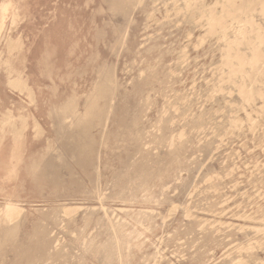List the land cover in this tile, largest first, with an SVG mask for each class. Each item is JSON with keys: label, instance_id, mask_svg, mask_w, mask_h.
<instances>
[{"label": "rangeland", "instance_id": "374dc122", "mask_svg": "<svg viewBox=\"0 0 264 264\" xmlns=\"http://www.w3.org/2000/svg\"><path fill=\"white\" fill-rule=\"evenodd\" d=\"M3 1L11 6L0 30V207L9 198L23 210L16 238L0 245V264H26L19 256L42 225L45 256L60 248L62 257L30 264H121L119 249L129 253L122 264H219L232 256L242 258L235 264H264V0L125 1L121 11L111 0ZM9 40L19 48L9 52ZM7 60L33 101L8 84L16 73ZM101 68L116 89L108 118L91 131L93 167L84 172L67 157L65 188L40 192L36 171L59 160L73 129L56 109L75 96L83 113ZM126 127L132 135L102 145L104 134ZM70 181L81 189L63 197ZM64 202L81 208L64 207L58 225L42 222ZM9 226L0 223V242Z\"/></svg>", "mask_w": 264, "mask_h": 264}, {"label": "bare ground", "instance_id": "6f19581e", "mask_svg": "<svg viewBox=\"0 0 264 264\" xmlns=\"http://www.w3.org/2000/svg\"><path fill=\"white\" fill-rule=\"evenodd\" d=\"M125 1H128L130 3H132L133 1L136 3H141L142 0H111L110 1V6L111 9L114 11H121L123 10V7L125 6ZM222 1V0H221ZM234 1V0H233ZM242 1V0H241ZM245 1V0H244ZM257 1V0H256ZM188 2V1H187ZM202 2V1H201ZM225 2H227L225 0ZM248 2V1H245ZM253 2V1H250ZM249 2V3H250ZM262 2V1H261ZM194 3V2H193ZM213 3V1H212ZM222 3V2H220ZM233 3V2H232ZM175 4V3H174ZM188 4V3H187ZM202 4V3H201ZM237 4V3H236ZM241 4V2H240ZM243 4V3H242ZM252 4V3H251ZM255 4V3H254ZM254 4H252L254 6ZM263 4V3H261ZM217 5V3L214 2V6ZM229 5V2H228ZM11 6V3L8 1H3L0 3V30L2 29V26L4 24V20L7 16V13L9 11V8ZM203 6H205V4H202V8ZM211 6V5H210ZM233 6V4H232ZM235 7V6H234ZM244 7V6H243ZM251 7V6H250ZM210 7H208L209 9ZM222 8V7H221ZM224 8V7H223ZM254 8V7H253ZM251 8V9H253ZM263 8V6H262ZM212 9V8H211ZM250 9V8H249ZM250 9V10H251ZM178 10V9H177ZM240 10V9H238ZM249 10V11H250ZM254 10V9H253ZM260 10V8H259ZM258 10V11H259ZM262 10V9H261ZM210 11V10H209ZM241 11V10H240ZM244 11V10H243ZM246 11V10H245ZM169 12V11H168ZM203 12V11H201ZM199 12V13H201ZM227 12V11H226ZM239 12V11H237ZM254 12V11H253ZM210 13V12H209ZM208 13V14H209ZM212 13V11H211ZM214 13V12H213ZM212 13V15H214ZM221 13V12H220ZM232 13V12H231ZM230 13V14H231ZM236 13V11H235ZM240 13V12H239ZM264 13V12H263ZM262 13V14H263ZM228 14V13H225ZM243 14V13H242ZM204 15V14H203ZM220 15V14H219ZM202 16V15H201ZM200 16V17H201ZM218 16V15H215ZM227 16V15H225ZM233 16V15H232ZM240 16V15H239ZM198 17V18H200ZM203 17V16H202ZM210 17V16H209ZM217 18V17H214ZM224 18V17H222ZM229 18V15L228 17ZM251 18V17H250ZM197 19V17L195 18ZM220 19V18H219ZM235 19V18H234ZM233 19V20H234ZM238 19H240V17H238ZM221 19V23H222ZM226 20V19H224ZM244 20V19H243ZM252 20V19H251ZM249 19V22L251 21ZM219 21V20H218ZM239 21V20H238ZM242 21V20H241ZM196 22H198L196 20ZM230 22V21H229ZM228 22V23H229ZM239 23V22H238ZM209 24V23H208ZM211 24V23H210ZM219 24V23H218ZM227 24V23H226ZM251 24V23H250ZM225 25V24H224ZM222 25V26H224ZM241 25V24H240ZM213 26V24L211 25ZM210 26V27H211ZM214 27V26H213ZM221 28V27H220ZM214 31V28H212ZM211 29V30H212ZM256 29V27H255ZM234 30V29H233ZM232 30V33H234L235 31ZM240 30V29H239ZM245 30V28H244ZM225 31V30H224ZM206 32V31H205ZM212 32V31H211ZM240 32V31H239ZM243 33V30L241 31ZM241 33V34H242ZM250 33V32H249ZM213 34V33H212ZM244 35V34H243ZM262 36V35H261ZM231 34L226 35V40L231 39ZM244 37V36H243ZM261 38V37H260ZM201 40V39H200ZM245 40V39H244ZM260 40V39H258ZM239 41V40H238ZM199 42V41H198ZM261 42V41H260ZM201 43V42H200ZM235 43V42H233ZM241 43V42H239ZM263 43H264V36H263ZM259 44V43H258ZM241 45V44H240ZM20 46V43H15L12 40H9L8 43V50L9 52L15 49H18ZM237 47V45H236ZM228 48V47H227ZM254 49V47L252 48ZM222 50V49H221ZM227 50V49H226ZM229 50V48H228ZM231 50V49H230ZM233 50V49H232ZM237 50V49H236ZM262 52L264 53V48L261 49ZM256 51V48H255ZM228 52V51H226ZM239 52V51H236ZM255 53V52H254ZM228 54V53H227ZM226 54V56L228 57V55ZM261 54V53H260ZM235 55H237V53H235ZM235 55L233 57H235ZM244 55V54H243ZM253 55V52L251 53V56ZM257 55V52H256ZM264 55V54H263ZM221 57V56H220ZM230 57V56H229ZM232 57V59H233ZM238 57V55L236 56ZM241 57V56H239ZM247 57H249V54L247 55ZM254 55L252 56V60ZM256 57V56H255ZM264 57V56H262ZM257 58V57H256ZM235 59V58H234ZM239 59V58H238ZM243 59V57H242ZM249 60V63L252 60ZM224 60V59H223ZM227 60V59H226ZM236 60V59H235ZM255 60V59H254ZM258 60V58H257ZM262 60V58H261ZM259 59V61H257L258 63H256L254 61V64H258V66H260L259 62L261 61ZM222 64L225 61H221ZM5 63L8 65V73L10 74L11 72L15 71L16 73V77L15 78H11L8 81V84L11 87L19 88L21 91H26L28 96L30 97L31 101H33V94H32V89L26 84L25 80H23L22 77H20L21 72H18L16 70H13V68L11 67V64L9 62V60L5 61ZM230 63V64H229ZM227 63V65H231V62ZM241 63V62H240ZM239 64V63H238ZM243 64V63H242ZM252 64V63H251ZM253 64V65H254ZM247 65V64H246ZM223 66V65H222ZM225 66V65H224ZM239 66V65H238ZM264 66V65H262ZM234 67V66H233ZM252 67V66H251ZM257 67V66H255ZM230 68V67H229ZM232 68V67H231ZM243 68V66H242ZM240 68V70L242 69ZM221 68H218V71ZM234 69V68H233ZM256 69V68H255ZM258 69V68H257ZM253 69H251L252 71ZM243 72V71H241ZM253 72V71H252ZM250 73L249 76L253 73ZM263 72V71H262ZM262 72H260V74H262ZM231 73V71H230ZM239 73V71H238ZM259 73V72H258ZM224 75V74H223ZM229 75V74H228ZM247 77V75H245ZM212 77V76H211ZM220 77V76H218ZM217 77V78H218ZM253 76H250V79ZM243 79V78H242ZM223 81V80H222ZM226 81V79H225ZM254 81V80H253ZM243 82V81H242ZM249 82V80H248ZM253 83V82H252ZM218 84V83H217ZM233 84V83H232ZM244 84V83H243ZM242 84V85H243ZM234 85V84H233ZM237 86V85H236ZM240 85H238V88L240 90ZM116 89V87L114 86L113 80H112V73L110 71L109 68H101L99 71V79L98 81L94 84L91 92L87 95L85 103H84V111L83 113H78V101L75 98V96H72L70 98H68L66 101H64L59 108L56 109V114L59 115V119L61 120H65V119H69L70 125H73V129L69 130L67 132H65V140L66 142L63 145V151L60 153V155H58V161H48L45 166L38 171H36L39 168V163L34 162L32 164V169L34 170V172L36 171L35 174V182L37 184L38 189L40 190V192L43 190V188L47 185V186H51L54 190L58 189L60 187H64L61 179H60V170L62 168H66L70 174H72V167L71 165L67 162V157L71 158L73 163H75L77 166H79L84 172L87 171L90 167H93L94 164V159H95V152H96V139L95 137L92 135L91 131L93 128L100 126L102 127L104 124V121L108 118V108H109V102L111 101V99H113L114 97V90ZM245 90V89H244ZM217 91V90H216ZM222 91V90H221ZM242 91V90H241ZM246 91V90H245ZM244 91V92H245ZM250 89L247 91L249 92ZM140 94L142 93L141 88L138 91ZM224 92V91H223ZM238 92V91H237ZM222 93V92H220ZM228 93V92H227ZM242 93V92H240ZM239 93V94H240ZM258 93L261 94V92L259 91ZM247 94V93H246ZM244 95V94H243ZM241 94V96H243ZM247 97V95H245ZM258 96V95H257ZM252 97V96H251ZM188 98V97H187ZM212 98V97H211ZM263 98V97H262ZM184 99V98H183ZM246 99V98H245ZM244 99V100H245ZM252 99V98H250ZM249 99V100H250ZM248 100V99H246ZM253 103V102H252ZM247 104V101H246ZM262 104V103H261ZM263 108V106H262ZM261 109V108H260ZM254 112V111H253ZM60 113V114H59ZM236 114V113H235ZM248 114H246L247 116ZM248 118V117H247ZM250 118V116H249ZM10 119L11 116L8 115L6 117V119L4 120L5 122L10 123ZM248 120V119H247ZM246 120V121H247ZM250 120V119H249ZM252 120V118H251ZM234 121V120H233ZM238 121V120H237ZM132 125H136V119H133L131 122ZM127 126V125H126ZM34 127V126H33ZM250 128L252 126H249ZM35 128H36V134L39 135L41 134V129L39 128L38 123H35ZM249 128L250 132L251 129ZM126 134L123 133H113V134H107V135H103V141H102V145L108 147V143L110 141H117L119 137L122 136H127V135H132V131L130 129H128L127 127L124 129ZM229 130V128H228ZM20 131V130H19ZM124 132V133H125ZM227 134V133H226ZM225 134V135H226ZM182 137V136H181ZM132 139L137 142L139 139L138 135H134L132 136ZM166 138L162 135L159 138V142L164 141ZM142 181L144 182V184L146 185V183H148V179L143 178ZM75 182L70 181V184L72 185L71 188H68V190L66 191V193L63 195V197H68V196H73V194H75L76 192H79L78 190L81 189V187L79 186V183L76 184V187L74 186ZM140 183H142L140 181ZM148 186V185H146ZM162 187L165 186V183H162L161 185ZM65 188V187H64ZM216 191V190H215ZM214 191V192H215ZM62 197V195H61ZM66 199V198H64ZM64 207H68V209L70 208V213L72 212H76L78 211L81 207L80 206H71L69 205L67 202L64 203H60L57 204L56 207H53L51 209L50 212L46 213L44 215V218H42V222L44 223H54L56 225H58L59 223H61L63 220L62 217H65L62 214V210L64 209ZM102 207V206H101ZM22 207H20V205L17 202L12 201L11 199L7 198L4 202V204L0 207V223L4 222V223H8L10 226L2 233V240L0 242V245L3 244L4 242L7 243H11L13 242V240L16 238L17 233L19 232V228L21 226V222L19 220V218L21 219L22 216ZM106 215V212H105ZM86 220V219H85ZM59 221V222H58ZM68 221H73V218H69ZM67 221V222H68ZM214 224V223H213ZM121 230V229H119ZM47 235V231L45 229V226H38L34 229L32 235H31V246L27 247L26 249L23 250L22 252V256H19V260L24 261L26 264H30L33 263L34 261H37L38 259H46V258H54L55 257H62L61 255V250L62 249H58L54 254L51 255V257H46L45 253H46V249L47 247L45 246L46 242H45V237ZM81 239H83V237H81ZM59 245V242H58ZM250 246V242L247 244H238V247L236 248V250L240 251L241 249L245 248L248 249ZM92 247V244L89 245L88 249ZM112 247L111 245H105L103 247V253L104 256L111 260L114 259L115 257V253L112 252ZM129 253H123L121 251V249H119V251L117 252V256L118 258H120L121 264L123 263V259L125 257L128 256ZM158 256V254L155 252L152 257L146 256L144 257V262L146 260H148V258L154 260L156 259V257ZM124 257V258H123ZM242 258H235V257H229L227 260L221 261L219 264H235L237 261L241 260ZM254 259H257V257H255ZM125 263V262H124ZM125 264H128L127 262Z\"/></svg>", "mask_w": 264, "mask_h": 264}]
</instances>
